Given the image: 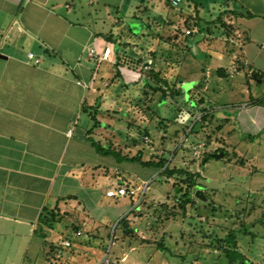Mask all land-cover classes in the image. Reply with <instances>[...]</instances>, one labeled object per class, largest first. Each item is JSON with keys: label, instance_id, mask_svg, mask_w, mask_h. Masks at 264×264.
Instances as JSON below:
<instances>
[{"label": "crops", "instance_id": "crops-1", "mask_svg": "<svg viewBox=\"0 0 264 264\" xmlns=\"http://www.w3.org/2000/svg\"><path fill=\"white\" fill-rule=\"evenodd\" d=\"M236 11L253 17H237ZM246 19L264 25V0H183L176 9L163 0H0V264H91L88 246L109 238V232L113 243L123 217L132 227L141 209L139 190L156 172L102 155L94 144L114 150L131 145L114 137L120 127L110 122L138 114L146 83L140 56L168 54L166 41L163 46L159 40L173 37L182 22L190 24V35L201 34V41L210 25L223 23L227 54L201 49V41L192 54L200 66L226 69L225 79L233 62L239 61L243 80L249 68L262 71L243 84L250 91V83H264L257 50L264 47L251 50L250 29L249 37L239 33L236 26ZM254 93L241 104L248 125L264 116L262 92ZM140 153L120 156L141 158ZM123 185L136 194L105 195ZM100 204L121 215H95ZM45 209L58 218L39 227ZM77 230L82 236L71 240L68 233ZM62 240L70 246L62 248Z\"/></svg>", "mask_w": 264, "mask_h": 264}, {"label": "rangeland", "instance_id": "rangeland-1", "mask_svg": "<svg viewBox=\"0 0 264 264\" xmlns=\"http://www.w3.org/2000/svg\"><path fill=\"white\" fill-rule=\"evenodd\" d=\"M239 23L236 26L239 33L244 31L249 37L252 32L251 50L257 49V44L264 47V25L248 19ZM188 25L180 23L173 37L159 40L163 46L166 41L168 54L159 52L160 55L152 57L146 53L138 60L142 75L144 61L153 60L147 70L158 71L159 78L165 79L169 87H179L178 95H161L151 90L149 86L155 85L144 77L146 83L141 87L138 114L122 120L116 118L110 123L120 127V133L114 137L127 139L131 144L115 150L126 155L141 152L143 161L163 156L170 161L169 168L198 173L197 181L202 187L197 189L204 199L194 198L193 204H187L182 213L178 178H150L142 184L143 198L138 203L141 209L131 220L135 234L124 235L118 227L113 243L111 232L101 243L91 242L93 248L88 246L93 250L91 264H104L105 257L108 264H228L222 251L224 243L212 244L209 237L222 240L232 230L238 252L247 259L245 264H264V116L258 122L248 112L254 121L248 125L241 113V104L250 91H261L264 97V83L249 82L253 87L250 91L245 88L243 84L249 78L244 75L242 79L244 70L237 73L239 61L233 62L226 79L210 63L208 67L198 65L194 55L201 34L193 32L187 38L184 31ZM221 28V24L210 25V34L201 41L200 48L208 46L227 54L230 40L223 39ZM240 39L243 40L242 35L238 42ZM238 47L237 44V51ZM257 50L264 69V49ZM227 65L228 61L223 60L221 66ZM236 73L239 75L232 78ZM203 114L205 120L199 121ZM195 120H198L195 131L189 133L188 126ZM216 149H223L226 156L203 158L206 153H216ZM96 209L95 215L106 218L116 219L121 215L119 209L101 207V204ZM112 224L115 223L111 222L108 227ZM244 224L252 236L238 232ZM68 234L71 240L77 239L73 232ZM65 235L66 232L59 234L60 238ZM78 262L84 264L81 260Z\"/></svg>", "mask_w": 264, "mask_h": 264}, {"label": "trees", "instance_id": "trees-1", "mask_svg": "<svg viewBox=\"0 0 264 264\" xmlns=\"http://www.w3.org/2000/svg\"><path fill=\"white\" fill-rule=\"evenodd\" d=\"M168 6V5H167ZM171 8V7H170ZM237 17L245 16V17H253L252 14L249 12H241V11H236L234 12ZM221 26L226 29V25L221 23ZM188 38L190 36V32L188 34H185ZM188 43V39L186 41ZM187 47V44H186ZM152 57H155V54H151ZM216 72L219 74V76L226 77V70L224 68H217ZM247 74V73H246ZM144 77L148 80L151 81L155 86H148L151 88V90H154L156 92H160L161 95H171V96H177L179 93V87H169L168 82L165 79L159 78L158 71L155 70H145L143 71ZM261 73L256 72L253 69H248V74L246 77L249 79H258L260 78ZM147 86V87H148ZM166 89V90H165ZM199 101L201 99L199 98ZM255 102V101H254ZM203 112V111H202ZM205 113V112H203ZM205 120L204 114L200 116L199 121ZM198 124V120H195L193 123H191L190 126H188V131L189 133H193L195 131V126ZM97 152L101 153L102 155H109L115 158L117 160L120 158L121 160H126V161H132V162H137L139 165H141L143 168H148L152 172H156L157 176H165L166 178H172V176H176L178 178L177 184L179 185L178 192L180 193L179 198L180 200V209L181 212L184 213L185 211V206L187 204L192 205L193 201L195 200L194 196H192L193 190L197 189L198 187H202L200 183H198L197 179L199 178L198 173H191L188 170L182 169V168H169L170 161H167L163 156H160L157 160H147L143 161L141 160L139 155L133 156V157H125V156H120V152L114 150L113 148H103L101 146H98L96 143L94 144ZM180 148V147H179ZM176 150V149H175ZM174 150V151H175ZM219 150L223 151V158L226 156V152L223 149H216L214 152H219ZM206 157L205 159H209L211 157H208V154H204L203 158ZM171 160V159H170ZM206 197V196H205ZM142 199V198H141ZM57 216L53 212H49L46 209L43 210V213L40 214L38 220H37V225L39 227L43 226H50L52 225L56 219ZM117 226L120 228V231L124 235H131L135 231L132 229V227L128 224V221L126 220L125 217L121 218L117 222ZM239 233L241 234H248L252 236V234L249 232L247 225H242L241 228L238 230ZM135 234V233H134ZM210 242L212 244H217V243H224V247L222 248V251L224 253V256L227 259L228 264H245L247 262V259L238 252L236 248V240H235V231H229L222 240L215 238L213 236L209 237ZM158 249H160V243L157 244Z\"/></svg>", "mask_w": 264, "mask_h": 264}, {"label": "built area", "instance_id": "built-area-1", "mask_svg": "<svg viewBox=\"0 0 264 264\" xmlns=\"http://www.w3.org/2000/svg\"><path fill=\"white\" fill-rule=\"evenodd\" d=\"M163 2L168 5L169 7L173 8V9H176V8H179V6L182 4L183 0H163ZM190 32V30L186 29L184 31V34H188ZM109 52V49L107 48L103 54L102 57H106L107 56V53ZM89 55H91V52L89 51ZM27 58L33 60L34 63H38L39 60L38 59H35L33 54L32 53H28L27 54ZM152 65V61L151 59H147L143 65V69L144 70H147L151 67ZM199 147H202V145H200ZM141 191L139 197L141 198L142 197V189L140 188L139 192ZM136 194V190L133 188V187H128L126 185H123V186H117L116 188L114 189H110V190H107L105 192V195L106 196H125V195H130V196H133ZM75 236H82V231L81 230H77L74 232ZM60 246L62 248H67L70 246V242L69 240H62L61 243H60ZM53 257L54 258H58L59 257V251H55L54 254H53ZM102 262L104 264H108V260L107 258H103ZM101 262V263H102Z\"/></svg>", "mask_w": 264, "mask_h": 264}, {"label": "water", "instance_id": "water-1", "mask_svg": "<svg viewBox=\"0 0 264 264\" xmlns=\"http://www.w3.org/2000/svg\"><path fill=\"white\" fill-rule=\"evenodd\" d=\"M222 154H223V152L210 153L208 155V157H211V158H220L222 156ZM194 197L195 198H199V199H204V196H203L202 192L199 189H196L194 191Z\"/></svg>", "mask_w": 264, "mask_h": 264}]
</instances>
